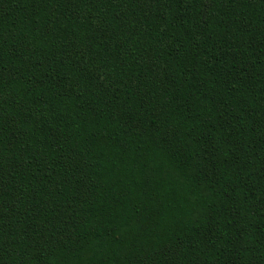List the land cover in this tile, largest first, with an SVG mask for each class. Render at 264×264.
<instances>
[{
	"label": "trees",
	"instance_id": "trees-1",
	"mask_svg": "<svg viewBox=\"0 0 264 264\" xmlns=\"http://www.w3.org/2000/svg\"><path fill=\"white\" fill-rule=\"evenodd\" d=\"M0 264H264V0H0Z\"/></svg>",
	"mask_w": 264,
	"mask_h": 264
}]
</instances>
